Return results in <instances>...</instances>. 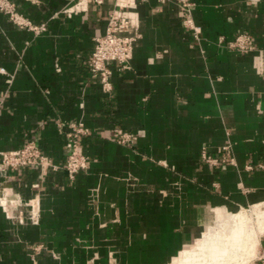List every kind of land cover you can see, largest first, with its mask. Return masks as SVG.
<instances>
[{"label": "crops", "instance_id": "0c3cea01", "mask_svg": "<svg viewBox=\"0 0 264 264\" xmlns=\"http://www.w3.org/2000/svg\"><path fill=\"white\" fill-rule=\"evenodd\" d=\"M12 1L46 30L0 12V153L34 140L55 166L0 168V198L39 199L34 220L0 203V264H180L209 228L264 209V0H195L198 38L178 0H136L140 38L131 69L112 65L110 94L89 61L116 0ZM240 33L254 50L220 43ZM79 120L90 163L70 180L66 133Z\"/></svg>", "mask_w": 264, "mask_h": 264}, {"label": "built area", "instance_id": "2783aa9c", "mask_svg": "<svg viewBox=\"0 0 264 264\" xmlns=\"http://www.w3.org/2000/svg\"><path fill=\"white\" fill-rule=\"evenodd\" d=\"M102 3L103 0H95ZM184 27L193 31L196 38L201 32L200 27L195 24L193 12L196 7L195 0H178ZM117 7L108 15L106 31L103 35L95 38V47L89 61L91 76L98 80L105 93L110 94L113 90L112 65L115 64L120 70L131 69L134 47L140 38L139 25L131 15L130 10L136 8V0H116ZM0 12L19 28H25L35 33L46 30V24H35L30 18L18 12L16 4L12 0H0ZM220 43L231 51H238L246 54L255 49L254 39L249 33H240L233 40L225 41L222 37ZM1 72L6 73L3 68ZM264 76V66L262 68ZM10 81V80H9ZM70 130L66 133L67 141L65 148L68 152L64 169L70 180H75L77 175L88 168L90 157L83 152L82 138L89 135V130L82 120L70 124ZM119 144L132 146L135 136L132 132L115 128L112 134ZM228 150V146L224 147ZM203 159L211 165H217L224 161L220 156H213L206 149L203 150ZM0 168L2 171H13L19 168L40 166L44 170L55 166L47 156H45L34 140H27L15 150L3 151L0 153ZM0 203L8 213L10 205L17 207H28V214L34 220L39 211V199L35 198L28 202L21 200H9L4 196L0 198ZM23 211H20V215ZM259 257L254 264H264V249L259 253Z\"/></svg>", "mask_w": 264, "mask_h": 264}, {"label": "bare ground", "instance_id": "6f19581e", "mask_svg": "<svg viewBox=\"0 0 264 264\" xmlns=\"http://www.w3.org/2000/svg\"><path fill=\"white\" fill-rule=\"evenodd\" d=\"M262 232L264 209L261 206L230 215L218 226L209 228L203 243L180 264H244L256 250Z\"/></svg>", "mask_w": 264, "mask_h": 264}, {"label": "rangeland", "instance_id": "374dc122", "mask_svg": "<svg viewBox=\"0 0 264 264\" xmlns=\"http://www.w3.org/2000/svg\"><path fill=\"white\" fill-rule=\"evenodd\" d=\"M250 209L251 208H247V210H250ZM213 225H215V224H213ZM255 249L256 250L253 252V254L250 255L251 257H248L247 259H245L244 264H254L260 255L259 253L264 249V244H262L260 242V237H259V242L256 244Z\"/></svg>", "mask_w": 264, "mask_h": 264}]
</instances>
